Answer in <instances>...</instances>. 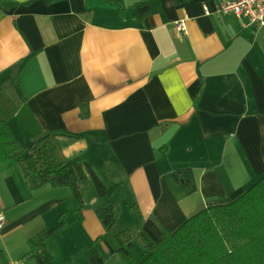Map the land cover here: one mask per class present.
<instances>
[{
    "label": "crops",
    "instance_id": "1",
    "mask_svg": "<svg viewBox=\"0 0 264 264\" xmlns=\"http://www.w3.org/2000/svg\"><path fill=\"white\" fill-rule=\"evenodd\" d=\"M226 1L0 0V86L14 85L22 102L14 134L28 146L50 133L109 190H131L140 215L124 223L138 231L158 222L172 232L200 207L235 200L264 175V26L223 14ZM185 19L187 35L175 26ZM15 165L0 167V253L38 264L29 239L54 228V211L73 198L28 190ZM7 169L28 197H16ZM186 169L193 195L175 178ZM109 195L81 212L67 206L75 219L48 240L52 264L83 251L82 264L93 252L125 264L118 243L99 240L95 204H112Z\"/></svg>",
    "mask_w": 264,
    "mask_h": 264
},
{
    "label": "trees",
    "instance_id": "2",
    "mask_svg": "<svg viewBox=\"0 0 264 264\" xmlns=\"http://www.w3.org/2000/svg\"><path fill=\"white\" fill-rule=\"evenodd\" d=\"M139 8L141 14L150 12L148 6ZM21 105L14 85L0 86V167L19 164L31 191L46 186L70 190L79 203L78 212L86 207L82 187L89 182H93L100 197L109 195L111 192L93 166L68 161L52 134L40 136L28 146L16 137L10 121ZM175 178L189 194L197 191L198 183L191 169L176 173ZM95 212L106 232L99 240L107 241L114 234L119 247L115 253L125 264H138L131 254L136 242L146 254L139 264H264V175L235 200L210 203L174 232L156 222V230L161 231L158 240L145 229L138 233L130 228L117 231L119 206L95 204ZM65 224L61 219L54 228L42 230L29 239L31 248L39 252L38 264L54 262L47 241L61 234ZM90 259L93 264L107 263L99 252Z\"/></svg>",
    "mask_w": 264,
    "mask_h": 264
},
{
    "label": "rangeland",
    "instance_id": "3",
    "mask_svg": "<svg viewBox=\"0 0 264 264\" xmlns=\"http://www.w3.org/2000/svg\"><path fill=\"white\" fill-rule=\"evenodd\" d=\"M15 166H16V168H18L17 169L18 172H20V174L22 175L21 178H22V180H23V182H24V184L26 186L24 174H23V171H22L20 165L19 164H16ZM8 168H10V167H8ZM7 173H8V175L12 179V189H13V192L16 195V197H18V198H22L23 196L24 197H28L27 193H25L26 191H25L23 185H19V184L15 185V180L13 179V177H12V175H11V173H10V171L8 169H7ZM13 174H15V171L13 172ZM104 182L107 183L106 185H107L108 189H110L109 187L112 184H110V182H108V181L107 182L104 181ZM26 188L28 190H30L27 186H26ZM65 190L66 191H70L68 189H65ZM114 190L116 191V193L114 195H109L108 198L112 201V204L113 205L119 206L120 209H122L121 210L122 213H120L121 216H119V220H118V224H120V231L121 230H125L127 228H130L129 227V225H130V226H132V228H130V229L133 232L138 233L139 232L138 231V228H135L132 225V223H129V225H127L126 223H124L126 221V218L128 216H130L132 218H137L140 215V213H138L139 212V209L137 208V205H134L135 204V202L133 200L134 197L131 196L132 191L131 190L128 191L126 188L124 190L123 189L121 190V187L119 185L118 186H115V188H112V186H111V190H109V191L112 192ZM71 195H72V193H71ZM191 195H193V194H191ZM72 196H71V198H73V199H70V201L69 200L67 202L64 201V207H62V208L54 211V213H53V219H58L59 218L57 220L58 221L57 225L61 222V219H63V221L65 223H67V221H68V223H73V221L75 219V217L73 216L74 210H72V209L71 210H67L68 209L67 206H69V204L72 205L71 203L73 202V207H76L78 209L79 203H78L77 200H74V197H72ZM82 197H83L85 206L87 204H88V206H90V204L93 203L94 201L96 203H97V201L99 202L100 196H99V194L97 192V189L95 188V186H94V184H93L92 181L82 187ZM182 200L184 201L185 199H182ZM186 200H187V198H186ZM51 201H52V199L49 202H51ZM128 201H130V202H128ZM200 201L201 200H199V199H194L191 202L194 203V204H196V205H199L200 204ZM223 203H226V202H223ZM101 205L102 206H106L105 203H102ZM130 205L132 207H130ZM182 206H183V204H182ZM19 208H21V206ZM201 209H202V207H200L197 210L196 213H198L199 210H201ZM2 213H4V211ZM190 214L191 213L187 214L188 215L187 216V220H188V218L191 217ZM45 218L46 219H49L50 217L46 216ZM132 222L138 223L135 220H133ZM155 228L157 229L156 226H155ZM117 229H118V226H117ZM3 232H4L3 229L0 228V243H1V238H2ZM172 232H174V231H172ZM152 233H150V234L152 235V237L155 240L160 239V237H161V231L155 230V232L153 234ZM109 240H111L112 242H114V243L117 244V241H116V239L114 237V234H112V235L109 236ZM117 248L119 249L118 246H117ZM2 253H0V264H2L1 263V256H2V260H3L4 264H7V259L9 260L8 254H2ZM131 254L134 256V258H135V260H136V262L138 264L141 263L144 260V257H146V254L144 253V248H143V246L139 242H136L133 245V247L131 248ZM91 255H92V253L89 254V257L90 258H91ZM86 257H87V254L85 253V251H83V252H75V255L71 259H73V263L74 264H82V262L84 261V259ZM104 257L107 259V257L105 255H104ZM63 259H64V256H59V264H65L63 262ZM65 260L67 261V259H65ZM66 264H68V263L66 262ZM69 264H72V260L70 261Z\"/></svg>",
    "mask_w": 264,
    "mask_h": 264
},
{
    "label": "built area",
    "instance_id": "4",
    "mask_svg": "<svg viewBox=\"0 0 264 264\" xmlns=\"http://www.w3.org/2000/svg\"><path fill=\"white\" fill-rule=\"evenodd\" d=\"M220 6L223 14L246 18L250 24L257 23L264 26V0H227L226 3ZM207 13H210L208 9ZM175 26L184 35L188 34L186 19L176 22ZM5 221V214L0 212V228H2Z\"/></svg>",
    "mask_w": 264,
    "mask_h": 264
}]
</instances>
